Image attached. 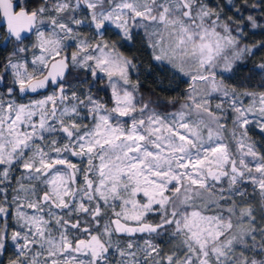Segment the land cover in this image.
I'll list each match as a JSON object with an SVG mask.
<instances>
[{
  "label": "snow or ice",
  "instance_id": "1",
  "mask_svg": "<svg viewBox=\"0 0 264 264\" xmlns=\"http://www.w3.org/2000/svg\"><path fill=\"white\" fill-rule=\"evenodd\" d=\"M0 264H264V0H0Z\"/></svg>",
  "mask_w": 264,
  "mask_h": 264
},
{
  "label": "trees",
  "instance_id": "2",
  "mask_svg": "<svg viewBox=\"0 0 264 264\" xmlns=\"http://www.w3.org/2000/svg\"><path fill=\"white\" fill-rule=\"evenodd\" d=\"M141 80H142L143 82L146 83V86H147V87H152V85H151V80H150V79L145 80L144 77H141ZM255 139L260 140V137L257 135V136L255 137Z\"/></svg>",
  "mask_w": 264,
  "mask_h": 264
}]
</instances>
